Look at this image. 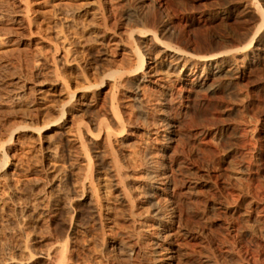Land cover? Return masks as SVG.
<instances>
[{
    "label": "rangeland",
    "instance_id": "obj_1",
    "mask_svg": "<svg viewBox=\"0 0 264 264\" xmlns=\"http://www.w3.org/2000/svg\"><path fill=\"white\" fill-rule=\"evenodd\" d=\"M0 3V264H264V0Z\"/></svg>",
    "mask_w": 264,
    "mask_h": 264
},
{
    "label": "bare ground",
    "instance_id": "obj_2",
    "mask_svg": "<svg viewBox=\"0 0 264 264\" xmlns=\"http://www.w3.org/2000/svg\"><path fill=\"white\" fill-rule=\"evenodd\" d=\"M140 1H142V0H140ZM11 2V1H10ZM96 2V1H95ZM94 2V3H95ZM103 2V1H102ZM28 3V2H27ZM132 3V2H131ZM142 3V2H141ZM0 4H2V3H0ZM86 5H88V4H86ZM91 5V4H90ZM133 5V4H132ZM160 5V4H159ZM84 6V5H83ZM94 6V5H93ZM24 7H26L27 8V6L26 5H24ZM109 7H111V6H109ZM1 8V7H0ZM6 8V7H5ZM22 8V7H21ZM29 8V7H28ZM27 8V9H28ZM94 8H96V7H94ZM98 8V7H97ZM135 8V7H134ZM24 9V8H23ZM100 9V8H99ZM3 10V9H2ZM78 10V9H77ZM101 10V9H100ZM112 10H114V9H112ZM119 10V9H118ZM136 10V9H135ZM108 11V10H107ZM138 11V10H137ZM4 12H6L5 10H4ZM9 12H11V11H9ZM9 12H8V14H9ZM111 13V12H110ZM117 13H119V12H117ZM117 13H115V14H117ZM143 13V12H142ZM68 14V13H67ZM91 14V13H90ZM99 14V13H98ZM66 15V14H65ZM111 15H112V13H111ZM3 16H4V14H3V11H1V9H0V19H3ZM6 16V15H5ZM102 16V15H101ZM116 16V15H115ZM137 16V15H136ZM62 17H64V16H62ZM100 17V16H99ZM263 17V16H262ZM65 18V17H64ZM67 18V17H66ZM72 18V17H71ZM101 18V17H100ZM103 18V17H102ZM139 18V17H138ZM141 18H143V22H145L146 24H148V22H151L150 24H153L154 22H155V19H154V16L153 15H151V14H149V13H146L143 17H141ZM99 19V18H98ZM70 20V19H69ZM119 20V19H118ZM17 21V20H16ZM139 21V20H138ZM109 22V21H108ZM157 23H158V21H157ZM156 23V24H157ZM103 24H105V23H103ZM140 24H141V22H140ZM71 25V24H70ZM112 25H114V24H112ZM136 25V24H135ZM144 25V24H143ZM262 25V24H261ZM103 26V25H102ZM109 26V25H108ZM145 26V25H144ZM146 26H148V25H146ZM145 26V27H146ZM149 27H150V25H149ZM261 27V26H260ZM112 28V27H111ZM130 28V27H129ZM158 28V27H157ZM104 29V28H103ZM114 29V28H113ZM148 29V28H147ZM141 29H138V31H140ZM159 30V29H158ZM258 30L259 29H257L253 34H252V36L248 39V44L247 45H249V48H248V51H246V52H244V60L245 61H247L248 60V58L251 56V58L250 59H252L253 57H254V53H253V46H254V44L253 43H255V39H256V37H257V35H258ZM142 31H143V29H142ZM148 31V30H147ZM166 31V30H165ZM149 32V31H148ZM151 32V31H150ZM131 33V32H130ZM144 33H145V30H144ZM151 34H152V32H151ZM153 34H156L155 32L153 33ZM169 34V33H168ZM130 36V35H129ZM152 36V35H151ZM155 36V35H154ZM151 38V37H150ZM156 38V37H155ZM88 41V40H87ZM250 43V44H249ZM70 44V43H69ZM67 47V46H66ZM164 47V46H163ZM244 48V47H243ZM64 49V48H63ZM69 48H67V50H68ZM164 49H165V47H164ZM163 49V50H164ZM167 50V49H166ZM168 50H170V49H168ZM237 50V49H236ZM243 50V49H242ZM66 51V50H65ZM173 51V50H172ZM67 52V51H66ZM65 52V53H66ZM69 52V51H68ZM67 52V53H68ZM174 53H175V50L173 51ZM98 53V52H97ZM134 53H135V57H136V67L135 68H133L131 71H133V72H137V71H142V68L144 67V64H145V55H144V53L139 49V47L136 45L135 46V50H134ZM164 53H165V51H164ZM176 53H178L177 51H176ZM96 54V53H95ZM127 54V53H126ZM125 54V55H126ZM218 55V54H217ZM217 55H215V54H212V55H208V56H201L200 58H201V60H203V65H204V69L201 71V72H199L198 71V65L195 63V64H193V68H192V70L187 74L188 75V77L190 78L189 80H190V84H189V86H190V88H191V90H193V92L195 91L196 93H197V91H199V90H211L212 89V83L211 82H213L212 80H214V79H217V78H219V77H221V76H223L225 73H233V74H238V72H239V70L238 71H236V70H233L232 68H229L228 67V65H227V63L224 61V60H221V59H219L220 57H219V55L217 56ZM40 56V55H39ZM123 56V55H122ZM219 57V58H218ZM121 59V58H120ZM101 60V59H100ZM200 60V59H199ZM37 64V63H36ZM235 68V67H234ZM128 72V71H127ZM112 75V74H111ZM241 76V75H240ZM238 77V76H237ZM187 79V78H186ZM103 80V79H102ZM100 81L99 83H96V84H91V83H88V85L87 86H85V87H83L82 86V88H84V90L85 91H89V90H92L91 88H95L96 87V89H98L99 88V85H102L103 84V81ZM185 82V81H184ZM81 87V86H80ZM179 87V86H178ZM180 88V87H179ZM178 88V89H179ZM177 89V90H178ZM189 90V89H188ZM187 91V90H186ZM178 94H176L177 96L179 95L180 97H181V95L184 93V90L183 89H179L178 91ZM192 92V91H191ZM200 92V91H199ZM136 94V93H135ZM195 94V93H194ZM196 95V94H195ZM75 96V95H74ZM71 97L73 98V95L71 94ZM115 97V96H114ZM112 98L113 100H115V98ZM180 97H178V98H180ZM182 98V97H181ZM194 97H193V95H192V97H191V93L190 94H186L185 96H184V98L183 99H185L186 101L185 102H187V103H189V102H191L192 101V99H193ZM80 99V98H79ZM78 100V99H77ZM71 98L70 99H68V103H71ZM113 102H115V101H113ZM113 102L111 103V105H110V107H111V110H112V113H114V114H116V117L118 116V118H120V116H119V111H118V109L115 107V106H113ZM194 102V101H193ZM192 103V102H191ZM180 105V104H179ZM186 106H189L188 104L186 105ZM66 107L63 105L62 106V109L60 110V112H59V114H58V116L52 121V122H50V123H48V124H45V125H43V126H40L39 128H37V130L38 131H41L42 129H44V128H49V127H59V124H60V121H63L62 119L64 118V116H65V114H66V109H65ZM85 108V107H84ZM106 111V110H105ZM85 112V111H84ZM86 112H87V110H86ZM74 115V114H73ZM77 120H78V118H77ZM114 120H116L115 118H114ZM117 122V121H116ZM89 123V122H88ZM16 129H18L17 127H16ZM15 129V130H16ZM50 129V128H49ZM14 129L12 130V132H11V134H10V138H8V140H10L11 141V139H12V136H13V133H14V131H15ZM8 131V130H7ZM51 136V135H50ZM4 142V141H3ZM8 142V141H7ZM5 143V142H4ZM1 155H2V153H1ZM87 155V154H86ZM2 158H3V160L0 162V168L1 167H4L8 162H7V158H8V156H7V154L4 152V154L2 155ZM89 158V157H88ZM1 159V158H0ZM89 161H90V158H89ZM88 163H90V162H88ZM117 166V165H116ZM117 168V167H116ZM4 170V169H3ZM119 170V169H118ZM90 172V171H89ZM171 172V171H170ZM173 172V171H172ZM186 172V171H185ZM82 175V174H81ZM91 175V174H90ZM88 176V175H87ZM173 177V176H172ZM183 177V176H182ZM174 178V177H173ZM91 179H92V177H91ZM99 179V178H98ZM175 179V178H174ZM105 180V179H104ZM91 181V180H90ZM179 181V180H178ZM180 181H181V179H180ZM77 182V181H76ZM79 182V181H78ZM104 182V181H103ZM81 184V183H80ZM181 184V183H180ZM192 184V183H191ZM194 184V183H193ZM73 185V184H72ZM84 185V184H83ZM82 187V186H81ZM91 188V187H90ZM105 188V187H104ZM188 189V188H187ZM191 189V188H190ZM193 189V188H192ZM83 190V189H82ZM91 190V189H90ZM179 190V189H178ZM76 191V190H75ZM93 191V190H92ZM98 191H99V189H98ZM106 192V191H105ZM104 192V193H105ZM190 192H192V190L190 191ZM190 192H189V194H190ZM108 194V193H107ZM180 194V193H179ZM78 195V194H77ZM104 195V194H103ZM126 195H128V194H126ZM131 195V194H130ZM70 197V196H69ZM126 197V196H125ZM89 199L88 200H90V197H88ZM128 198V197H127ZM72 199V198H71ZM54 200V199H53ZM68 200V199H67ZM48 201V200H47ZM89 202V201H88ZM178 202V201H177ZM96 203V202H95ZM100 203V202H99ZM18 204V203H17ZM69 204V203H68ZM19 205V204H18ZM70 205V204H69ZM103 205V204H102ZM119 205V204H118ZM96 206V205H95ZM115 207V206H114ZM109 208V207H108ZM129 208V207H128ZM63 209V208H62ZM32 210V209H31ZM111 211V210H110ZM116 211V210H115ZM14 212V211H13ZM117 212V211H116ZM114 213V212H113ZM132 213V212H131ZM130 213V214H131ZM116 214V213H115ZM133 217V216H132ZM115 218H116V215H115ZM11 220V219H10ZM9 220V221H10ZM77 225V224H76ZM68 231V230H67ZM71 231V230H70ZM131 231V230H130ZM67 233V232H66ZM75 233V232H74ZM130 233V232H129ZM59 234V233H58ZM69 234V233H68ZM58 236V235H57ZM60 236H61V234H60ZM60 236H58V237H60ZM132 237V236H131ZM135 237V236H134ZM136 238V237H135ZM61 239V238H60ZM63 240V239H62ZM132 240V239H131ZM57 241H58V239H57ZM120 241V240H119ZM119 241H114V242H112V244H111V250L112 249H114V250H116V252H121V250H125L126 252L127 251H131L132 249H131V245L129 246V245H126V244H124V242L122 243V242H119ZM126 241V240H125ZM60 242V241H59ZM67 243H68V235L66 234L65 235V237H64V240H63V242H62V244H61V246H59L60 248H61V251H59V253L57 254V256L55 257V258H53V259H55V263L54 264H69L68 262H67V256H68V253H67V255H66V248H67ZM129 244H131V243H129ZM135 244V243H134ZM135 246V245H134ZM138 247V246H137ZM59 249V248H58ZM60 250V249H59ZM124 251V252H125ZM118 252V253H119ZM123 252V251H122ZM114 256V255H113ZM117 256V255H116ZM47 257H49V254L47 255ZM52 258V257H51ZM50 258V259H51ZM70 259V258H69ZM125 259V258H124ZM116 260V259H115ZM123 260V259H122ZM206 260H207V257H206ZM210 260V259H209ZM54 261V260H53ZM52 261V262H53ZM121 261V260H120ZM123 261H125V260H123ZM51 262V261H50ZM52 262H51V264H52ZM85 262V261H84ZM118 262V261H117ZM206 263L205 264H209V261H205ZM17 264H18V262H16ZM13 264H15V263H13ZM115 264V263H114Z\"/></svg>",
    "mask_w": 264,
    "mask_h": 264
}]
</instances>
